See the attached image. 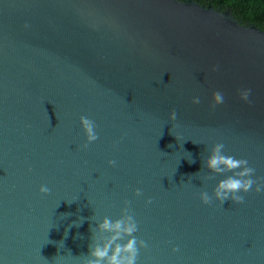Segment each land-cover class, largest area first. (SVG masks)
I'll return each mask as SVG.
<instances>
[{
	"label": "water",
	"instance_id": "obj_1",
	"mask_svg": "<svg viewBox=\"0 0 264 264\" xmlns=\"http://www.w3.org/2000/svg\"><path fill=\"white\" fill-rule=\"evenodd\" d=\"M216 143L264 182V31L196 0H0V264H82L125 201L137 264H264V191L199 200Z\"/></svg>",
	"mask_w": 264,
	"mask_h": 264
},
{
	"label": "clouds",
	"instance_id": "obj_2",
	"mask_svg": "<svg viewBox=\"0 0 264 264\" xmlns=\"http://www.w3.org/2000/svg\"><path fill=\"white\" fill-rule=\"evenodd\" d=\"M215 70L214 68L213 71ZM250 95V89L239 90L241 101L247 102ZM224 100V94L216 91L211 96V106L215 108L224 103ZM199 102V97L193 98L191 101L194 105ZM167 119L169 122L176 121L177 113L169 112ZM79 124L85 137V143L81 147L86 149L89 144L99 138L96 125L94 121L85 116L80 117ZM224 148L223 143H216L211 147L207 159L202 162V167L211 173V175L204 176L203 180H211L218 175L225 177L215 185L211 195L207 191L199 193V200L203 205H210L213 200L218 201L220 205L228 200L234 204H241L244 202L243 194L249 191L259 194L264 191V182H261L260 178H252L255 169L249 166V162L246 159H236L226 155ZM192 162V160L189 161V163ZM115 164L114 160L108 161L109 167ZM228 173L231 175H227ZM38 191L41 195H47L51 189L47 185H41ZM141 195L139 189L133 193V196L136 197ZM123 203L124 206L118 219L112 220L105 217L95 224V227L90 228L91 243L88 254L82 258V264H137L140 251L147 247V243L135 236L138 224L130 212L129 202ZM151 203V199L145 201L146 205ZM172 251L176 252L178 249L173 248Z\"/></svg>",
	"mask_w": 264,
	"mask_h": 264
},
{
	"label": "trees",
	"instance_id": "obj_3",
	"mask_svg": "<svg viewBox=\"0 0 264 264\" xmlns=\"http://www.w3.org/2000/svg\"><path fill=\"white\" fill-rule=\"evenodd\" d=\"M184 1V0H181ZM200 5L228 11L242 24H253L264 31V0H196Z\"/></svg>",
	"mask_w": 264,
	"mask_h": 264
}]
</instances>
